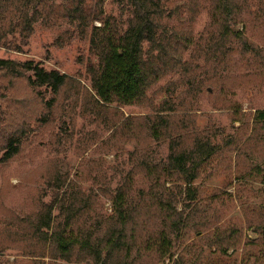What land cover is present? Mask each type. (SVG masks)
<instances>
[{"label": "rangeland", "instance_id": "rangeland-1", "mask_svg": "<svg viewBox=\"0 0 264 264\" xmlns=\"http://www.w3.org/2000/svg\"><path fill=\"white\" fill-rule=\"evenodd\" d=\"M249 6L245 25L235 29L263 57L264 16L259 18L256 7ZM210 7L211 0H200L192 28L197 40L217 35H213ZM105 9L120 14L112 0ZM7 39L0 44V60L41 63L47 71L80 77L89 90L70 100L76 104L74 110H61L54 122L40 128L33 119L42 106L26 79L0 72V115L23 111L32 130L19 156L0 163V264L44 261L49 217L56 215L60 194L48 184L56 171L70 173V179L75 172L82 178L89 173V178L79 181L85 189L101 183L115 189L139 166L137 162L166 161L169 140L193 132L201 133L205 143L223 148L203 164L193 185L202 212L190 222L185 235L174 238L173 259H153L146 264H264V174L256 168L264 172V133L253 123L256 111L264 109V82L260 83L264 78L257 76L264 71H258L259 58L254 53L234 41L220 49L227 57L224 66L214 64L216 56L194 58L187 65L192 75L188 84L180 86V77L172 74L153 85L144 102L106 107L94 100L88 67L96 59L75 25L65 22L50 27L38 22L28 39L12 35ZM207 43H202L204 53L212 49ZM185 60L191 56L186 54ZM161 106L166 110L155 112ZM240 138L243 141L237 148L234 142ZM144 187L139 173L135 192ZM174 187L172 191L179 197ZM101 201L104 214H110V202L105 197Z\"/></svg>", "mask_w": 264, "mask_h": 264}, {"label": "trees", "instance_id": "trees-1", "mask_svg": "<svg viewBox=\"0 0 264 264\" xmlns=\"http://www.w3.org/2000/svg\"><path fill=\"white\" fill-rule=\"evenodd\" d=\"M108 1L0 0V44L7 43L10 35L28 39L38 22L50 27L65 22L75 25L96 59L88 67L94 100L106 107L140 104L153 85L172 74H178L180 86L188 84L192 75L187 65L194 58L216 56L214 64L224 66L227 57L220 49L234 41L254 53L259 58L258 71H264V55L261 57L245 41L243 32L235 29L238 24L245 25L244 14L251 13L249 4L263 18L264 0H211L213 35L217 33L211 40L195 39L192 30L200 0H112L120 10L118 16L106 11ZM202 43L213 50L204 53ZM186 54L191 60H185ZM0 72L26 79L42 106L33 119L40 128L54 122L61 110H74L76 104L70 100L87 90L80 77L47 71L34 61L0 60ZM257 76L264 78V73ZM19 104L26 110L24 103ZM165 110L162 107L155 112ZM15 112L0 115V163L19 156L32 132L23 111ZM253 123L264 133V109L256 111ZM242 141L238 139L234 146L238 148ZM222 150L205 143L198 132L170 139L166 161L137 162L139 166H134L115 189L105 183L85 189L79 181L89 178V173L82 178L75 172L70 179V173L56 171L48 180L51 189L60 192L56 215H50L48 223L47 256L43 258L49 262L44 259L33 264H146L153 259H173L174 238L185 235L190 222L202 212L194 182L203 164ZM139 173L145 187L135 192ZM97 178L95 175L94 180ZM172 187L179 191V197ZM104 197L111 204L110 214H104ZM261 253L264 261V248Z\"/></svg>", "mask_w": 264, "mask_h": 264}]
</instances>
